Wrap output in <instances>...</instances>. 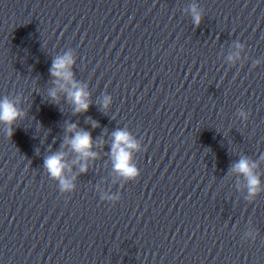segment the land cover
Listing matches in <instances>:
<instances>
[{
    "label": "clouds",
    "instance_id": "1",
    "mask_svg": "<svg viewBox=\"0 0 264 264\" xmlns=\"http://www.w3.org/2000/svg\"><path fill=\"white\" fill-rule=\"evenodd\" d=\"M192 14L194 23L199 25L201 16L196 7H192ZM231 59V57H230ZM74 63L71 54H65L62 57H57L50 69L51 75L59 79H63L74 90L68 91V96L72 103L75 105V112H86L89 107V93L85 91L84 87L80 86L73 80V73L70 68ZM61 88H65V85L61 84ZM53 99L56 98V93H51ZM110 103V98H106L104 107L107 108ZM19 111L16 106L7 98L0 100V122H4L11 126L18 118ZM93 124V127H96ZM76 126L71 125L68 128L69 132H73L74 135L68 144L74 152L79 154L82 158L89 156L94 157L96 153L91 151L92 148V136L87 131H75ZM138 145L136 141L131 137L130 133L126 130H117L113 133V143L111 145V156L113 159L114 170L121 176L127 179H134L138 175L136 166L132 163V151L137 149ZM44 166L53 178L60 179L62 188L68 189L72 187V184L63 177L64 169L67 167L64 160V153L57 152L48 156L44 161ZM257 167L256 163L250 161L247 158H241L236 164L233 165L232 170L236 173L243 175L247 180L248 192L250 195L257 194L260 186V180L254 173V169ZM81 171H87L86 164L81 167Z\"/></svg>",
    "mask_w": 264,
    "mask_h": 264
}]
</instances>
